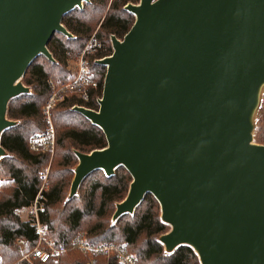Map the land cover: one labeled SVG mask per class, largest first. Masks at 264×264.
I'll list each match as a JSON object with an SVG mask.
<instances>
[{
  "label": "water",
  "instance_id": "1",
  "mask_svg": "<svg viewBox=\"0 0 264 264\" xmlns=\"http://www.w3.org/2000/svg\"><path fill=\"white\" fill-rule=\"evenodd\" d=\"M88 0H0V140L16 123L11 100L47 44L71 35L63 16ZM135 21L111 37L97 111L81 114L107 146L75 153L69 198L95 171L131 176L112 221L147 194L169 227L158 242L190 248L199 264H264V145L253 142L264 89V0H139ZM6 156L0 145V159Z\"/></svg>",
  "mask_w": 264,
  "mask_h": 264
},
{
  "label": "trees",
  "instance_id": "2",
  "mask_svg": "<svg viewBox=\"0 0 264 264\" xmlns=\"http://www.w3.org/2000/svg\"><path fill=\"white\" fill-rule=\"evenodd\" d=\"M139 0H88L82 9H75L61 20L70 38L56 33L47 44L53 61L38 56L26 70L21 83L28 94L10 101L7 119L16 124L1 136L0 145L6 156L0 159V264H27L23 256L37 244V236L29 222L20 220L18 212L30 207L40 194L42 210L39 223L46 229V240L55 247L64 246L61 264H87V257L71 248L78 236L92 245L115 244L134 255L137 264H199L197 255L188 247H179L173 253L164 252L158 242L169 227L160 220V208L155 198L147 194L133 214L112 221L116 204L122 202L132 182L130 174L119 167L106 177L95 171L79 185L77 193L69 198L75 153L89 154L106 148L102 131L72 109L80 106L97 110L95 98L102 96L106 68L89 58V68L98 83V90L87 100L77 95L68 96L52 112L56 133L52 156L29 150L31 138L42 133V108L53 87L70 80L68 61L78 57L90 37L102 45L98 58L112 54L110 36L118 40L132 27L135 18L125 10L127 4ZM97 59V58H96ZM52 85V86H51ZM253 142L264 145V108L256 123ZM50 162L47 188L43 189L42 170ZM24 241L23 245L18 242ZM71 248V249H70ZM94 264H119L118 257L99 256ZM35 264H52L51 261Z\"/></svg>",
  "mask_w": 264,
  "mask_h": 264
},
{
  "label": "built area",
  "instance_id": "3",
  "mask_svg": "<svg viewBox=\"0 0 264 264\" xmlns=\"http://www.w3.org/2000/svg\"><path fill=\"white\" fill-rule=\"evenodd\" d=\"M111 37L112 36L109 38L110 44ZM101 52L102 45L97 40L94 33L88 40L81 54L75 59L73 66L69 69L70 80L68 83L59 87H53L51 85L52 90L42 108V118L45 127L42 133H38L31 138L29 142L30 151L48 154L49 156L53 155L56 133L52 112L56 106L63 102L68 96L77 95L79 99L87 100L92 92L98 90L99 85L93 78V73L89 68V58H93V61L97 63V61L106 58H98ZM100 100L101 96L95 98L97 110ZM75 107L79 106H73L72 109ZM41 199L42 196L39 194L34 203L28 207L31 217L26 222H29L30 226L34 229L37 236V244L30 252L23 256L22 260L27 264H35V261L41 263L51 261L52 264H61V255L67 251V248L64 246L55 247L51 242L46 240V229L39 223L38 219V213L42 210V203L39 202ZM18 243L23 245L24 241H19ZM71 248L80 252L84 257H88L89 262L87 264H94L93 258L95 257L105 256L108 258L111 255H116L118 257L119 264H137L134 255L128 253L123 246L115 244L92 245L85 242L81 236H78L71 242Z\"/></svg>",
  "mask_w": 264,
  "mask_h": 264
},
{
  "label": "rangeland",
  "instance_id": "4",
  "mask_svg": "<svg viewBox=\"0 0 264 264\" xmlns=\"http://www.w3.org/2000/svg\"><path fill=\"white\" fill-rule=\"evenodd\" d=\"M139 3V2H138ZM77 58V57H76ZM76 58H72L71 60L68 61V67H67V70H68V73L70 72V68L73 66L74 64V61ZM70 74V73H69ZM70 76V75H69ZM264 108V89L262 91V95H261V101H260V106H259V109L258 111L256 112L255 114V117H254V124H255V127H257L256 123H257V120L259 119L260 115H261V110ZM49 169H50V162H48V165L42 170V185L41 187L43 189H46L47 188V183H48V179H47V176H48V173H49ZM45 175V176H44ZM44 176V177H43ZM18 215L20 217V220L23 221V222H26L29 220V218L31 217V213H30V209L29 208H24V209H21L19 212H18ZM71 249V248H70ZM82 255V254H81ZM91 260V259H90ZM89 261V258L87 257V262Z\"/></svg>",
  "mask_w": 264,
  "mask_h": 264
}]
</instances>
